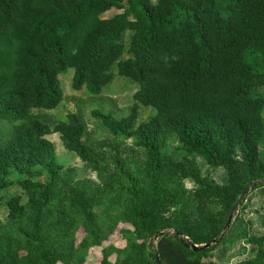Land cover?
Returning a JSON list of instances; mask_svg holds the SVG:
<instances>
[{
    "label": "trees",
    "instance_id": "1",
    "mask_svg": "<svg viewBox=\"0 0 264 264\" xmlns=\"http://www.w3.org/2000/svg\"><path fill=\"white\" fill-rule=\"evenodd\" d=\"M71 72L91 95L115 75L137 84L129 115L92 112L116 140L92 143L81 111L34 113L61 106ZM141 106L156 111L137 124ZM52 134L99 183L57 161ZM258 180L264 0H0V203L13 184L24 193L4 202L0 264H87L95 248L100 264H264V206L246 220L250 197L217 245L182 242L219 238ZM118 230L125 247H105Z\"/></svg>",
    "mask_w": 264,
    "mask_h": 264
},
{
    "label": "rangeland",
    "instance_id": "2",
    "mask_svg": "<svg viewBox=\"0 0 264 264\" xmlns=\"http://www.w3.org/2000/svg\"><path fill=\"white\" fill-rule=\"evenodd\" d=\"M156 1V0H154ZM119 10H111L106 14V17H110L116 13H120ZM73 73L71 72L69 76H64L62 78L63 88L65 90L64 101L59 108L52 111L46 110H33L35 114H49L54 119L58 121L66 120V117L71 112H82L84 119L86 121L88 130H89V139L92 143L100 140L108 139L109 141H114L115 137L106 129L102 123L93 117V110H99L105 114H111L115 118H121L131 113V109L134 105V94L137 90V84H130L126 79L118 77L115 75V79L112 83L107 86L100 95H91L85 88L82 90H75L72 86ZM125 82H128L126 84ZM155 109L139 107L138 113L139 118L137 121L141 123L150 118L152 114L155 113ZM51 140L56 147V157L57 161L63 164L66 167H73L77 170V178H92L96 182H100L99 177L91 169H89L75 153L67 151L64 147L62 140L59 134H52L47 137ZM116 140V139H115ZM123 144V147H130L134 143V139H119ZM204 174H208L213 177L217 182L221 183L225 176V171L220 168L217 170H209L208 167L203 168ZM24 178L21 174L14 172L9 179L17 181L19 178ZM39 180H46V176L37 177ZM255 182V181H254ZM253 183V182H252ZM188 188H193L191 182H186ZM251 185V184H250ZM252 191V190H251ZM250 191V193H252ZM23 195V190L18 184H13V186L8 187L3 191V201L0 203V224L6 222L7 220V207L4 202L13 195ZM250 199L252 200V205L244 211V217L246 220H256V210H259L264 206V194L261 193V190L254 191L251 195L249 194ZM247 197V198H248ZM26 199V198H24ZM241 206L238 211H240ZM264 207L260 210V213L263 214ZM257 223V221H256ZM124 227V226H123ZM128 228V226H125ZM256 226L254 227V229ZM121 227L119 228V230ZM119 230L110 238L104 246L114 245L118 248H123L126 245V242L121 237ZM80 233V237L82 236ZM241 244V243H239ZM240 247V245H237ZM250 248V247H248ZM115 256L111 257L112 261H115ZM102 260V248L92 249L88 256L87 264H100ZM238 259H234L232 262H236Z\"/></svg>",
    "mask_w": 264,
    "mask_h": 264
},
{
    "label": "water",
    "instance_id": "3",
    "mask_svg": "<svg viewBox=\"0 0 264 264\" xmlns=\"http://www.w3.org/2000/svg\"><path fill=\"white\" fill-rule=\"evenodd\" d=\"M264 180H258V181H255L253 183H251V185L249 186L247 192L245 193V195L243 196V198L240 200V202L238 203V205L236 206V208L234 209V211L232 212L231 216L229 217L228 221H227V224L223 230V232L221 233V235L219 236V238L215 239L214 241L208 243V244H205V245H201V246H198V245H195L193 244L190 240H185V241H182L185 243V245L189 248H192L193 250L195 251H199V250H204V249H207V248H210L211 246L213 245H217L223 238L224 236L226 235V233L228 232L230 226H231V223L232 221L234 220V218L236 217L237 213H238V210L240 208V206L243 204V202H245V200L247 199V197L249 196L250 194V191L252 190V188H254L255 186H257L258 184L260 183H263ZM170 236L171 233L170 232H162V233H159L158 235H156L154 238H152L150 240V242L154 245H156L157 241L159 240V238H161L162 236ZM157 264H160V260L158 258L157 260Z\"/></svg>",
    "mask_w": 264,
    "mask_h": 264
}]
</instances>
